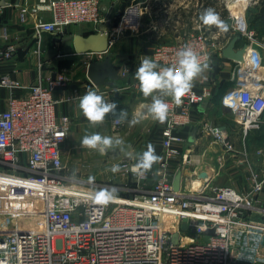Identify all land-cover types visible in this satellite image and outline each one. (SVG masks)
I'll return each instance as SVG.
<instances>
[{
  "label": "built area",
  "instance_id": "2783aa9c",
  "mask_svg": "<svg viewBox=\"0 0 264 264\" xmlns=\"http://www.w3.org/2000/svg\"><path fill=\"white\" fill-rule=\"evenodd\" d=\"M217 1L222 19L231 26L227 32L199 21L208 0H128L115 27L110 7L101 0H42L35 8L47 11L49 18L35 19L33 27L37 37L45 31L60 39L71 25L88 24L96 33L105 27L110 46L114 31L136 33L143 17H152L150 59L162 67L174 64L177 51L186 45L202 62L211 64L217 55L234 63L231 87L220 105L230 110L245 136L264 123V42L246 19L247 8L259 0ZM234 36L244 40L241 60L222 54ZM14 50L13 44L0 47V61L10 59ZM103 52H83L84 66L101 61ZM127 71L124 67L121 74ZM70 80L68 69L39 77L28 87L0 77V86L9 91L7 106L0 111V264H235L238 254L245 263L264 262V145L250 152L225 128L207 123L197 140L188 143L185 135L194 109L215 90L210 70L194 82L180 105L168 98V119L160 129L162 155L155 168L141 178L132 172V164L123 163L125 175L135 183L127 192L134 193L117 195L105 206L91 199L95 188L76 186L62 174L63 144L72 121L55 111L61 99L53 91L63 90ZM24 87L25 94H14ZM201 139L208 144L192 157ZM228 168L241 175L240 190L215 183ZM178 169L181 177L183 171L207 176L187 189L185 175L175 191L172 180ZM150 175L153 180L146 187Z\"/></svg>",
  "mask_w": 264,
  "mask_h": 264
},
{
  "label": "crops",
  "instance_id": "0c3cea01",
  "mask_svg": "<svg viewBox=\"0 0 264 264\" xmlns=\"http://www.w3.org/2000/svg\"><path fill=\"white\" fill-rule=\"evenodd\" d=\"M2 1H4V4L0 5V47L13 44L15 50L10 59L0 61V77L7 75L11 79L19 81L21 85L28 87L39 79V77L44 79L47 76H53L55 72L68 69L71 71V82L63 90L60 88L55 89L53 91V97L58 100L61 99L55 106L57 114H68L71 118L72 123L67 137L73 145V148H76V146L77 148H82L80 141L84 135L99 132L102 135L122 138L125 141L126 150L132 151L134 157L146 150L149 143L155 147L156 154L161 157V124L147 115H144L141 122L135 126H129L127 122L135 114L144 112V106L151 102V98H145L140 92L139 82L135 78V70L139 66L142 57L147 56L150 58L155 32L149 31L148 27L150 23H154L156 20L145 15L138 32L133 33L130 30H125L123 33H114L116 36L114 42L108 47L107 51L103 52L101 60V62L108 63L111 67H109L103 83L95 85L86 75L87 68L85 66L82 68L81 65L79 66L80 63L78 64L81 60L78 61L77 59L83 53H77L73 42L71 40H65L66 37L80 32H69L70 26H68L66 28L67 33L61 39L54 33L45 31L41 32L39 37H37L33 22L37 18H49L47 11L41 9L36 10L35 8L42 0ZM127 2L128 0H101L102 6L110 7L109 15L113 18L112 22L114 24L118 21L124 7L128 4ZM208 2V8H213L217 12L218 1L208 0ZM22 9H26V13L21 12ZM80 34L83 33L81 32ZM243 43L244 40L240 39L236 43L237 49L242 47ZM39 62L43 64L41 68H38ZM68 62L70 64H66ZM233 65L234 63L230 60L221 59L217 55L213 56L210 64V73L215 79V90L210 100L194 109L193 125L185 133L188 143L200 137L201 127L204 123H207L225 128L236 144L239 143L238 145H242L243 141L247 150L250 152L256 147L264 145V123L258 129L250 130L247 135L243 136L244 134H242L239 125L233 120L234 118L230 110L220 105L221 96L231 87L229 76ZM57 66L58 68L56 69ZM124 67H127L128 71L125 75H122L121 71ZM214 67H218L217 71L214 70ZM25 87L14 90V94L17 96L25 94ZM88 89L97 91L106 100L112 99L118 104V109H127V120L122 123L114 122L113 118L108 116L103 124L91 125L83 117V114L78 108L79 97ZM105 93H107L106 96ZM8 96V89L0 86V111L6 108ZM67 97H72L73 99L64 100ZM114 125L118 128H114ZM191 133L192 141H189L188 138ZM207 144L208 141L197 144L194 147L195 153L192 157H197L199 155L198 153ZM128 145L131 148H127ZM86 153L90 156L86 160H92V162H95L99 166L96 169V173L100 177H119L121 173L112 174L108 171L113 164L126 161L128 164L133 165L136 162L134 158L129 159L125 157L118 148L109 150L104 155L90 149H87ZM155 165H153V168ZM228 170L233 169L228 168ZM182 173L180 180L185 181L183 177L187 174V171H183ZM120 181L122 180H118V182ZM238 182L240 183L241 181ZM239 183L233 182L232 186L240 190L243 187V182ZM150 185L151 182L148 184L145 183L146 187H150ZM260 198L264 202V193ZM263 202L261 205H264ZM236 256L238 258L235 264H251L243 262V258L239 257V254Z\"/></svg>",
  "mask_w": 264,
  "mask_h": 264
},
{
  "label": "clouds",
  "instance_id": "9594fccd",
  "mask_svg": "<svg viewBox=\"0 0 264 264\" xmlns=\"http://www.w3.org/2000/svg\"><path fill=\"white\" fill-rule=\"evenodd\" d=\"M199 21L205 26H214L221 32H227L230 25L213 9L207 8L199 15ZM176 62L171 66L162 67L155 60L145 56L135 70V78L139 82V90L151 102L144 106V112L137 113L131 120H127V109H118L115 101H109L97 91L88 89L79 97L78 108L83 117L93 126L103 124L106 117L111 116L114 122H125L135 126L141 122L144 115L150 116L156 122L163 124L168 119L170 103L180 105L183 97L188 95L194 87V82L210 70V64L201 60L200 55L191 46H184L176 53ZM82 148L95 150L104 155L109 150L119 149L125 157L135 159L132 172L143 178L150 172L153 165L160 161L155 147L149 143L147 149L135 157L132 151L126 150L125 141L120 137L102 135L99 132L84 135L80 141ZM127 148H131L130 145ZM108 171L116 174L121 171L119 164H113ZM89 177L88 182H94ZM115 187H105L95 190L91 199L98 205L105 206L117 198Z\"/></svg>",
  "mask_w": 264,
  "mask_h": 264
},
{
  "label": "rangeland",
  "instance_id": "374dc122",
  "mask_svg": "<svg viewBox=\"0 0 264 264\" xmlns=\"http://www.w3.org/2000/svg\"><path fill=\"white\" fill-rule=\"evenodd\" d=\"M261 1V0H260ZM258 5V4H257ZM217 13L221 16L220 10L217 9ZM222 18V16H221ZM116 24V23H115ZM114 24V27L116 26ZM91 30L90 25L88 24H78V25H71L69 27V32H88ZM116 33V31H114ZM63 50V48H62ZM79 66L81 65L82 68H84L83 62L86 60L85 56L81 55L79 59H77ZM70 64V62L66 63ZM58 66L56 67V69ZM201 106V105H200ZM116 128L117 126H113ZM118 128V127H117ZM116 128V129H117ZM125 128V127H124ZM126 129H128L126 127ZM120 131V129H119ZM124 132V131H122ZM128 137V136H127ZM239 143H237L238 145ZM86 148H73V145L70 143L69 138L67 137L65 143L63 144V151H64V157H63V162L65 164L64 171H62V174L64 177H66L67 181L74 183L76 186H82V187H87V186H92L96 190L100 188H105V187H115L117 191V195H128L130 196L134 192H127L128 188H133L135 186V183L132 181V179L128 176L125 175L124 173V164H128V162H119L118 164L121 167V175L119 177H100L99 174L96 173V169L99 167L98 165L95 164V162H92V160L87 161L86 159L90 156L86 153ZM194 151V150H193ZM195 153V152H194ZM157 164V163H156ZM155 168V167H154ZM153 168V169H154ZM152 169V170H153ZM151 170V171H152ZM238 171L234 170H227V171H222L220 175L216 176L214 181L215 183L218 184H227V185H233V182L239 183L238 181H241V175L236 174ZM97 174V175H96ZM187 175V174H186ZM199 175V174H198ZM89 177H94V182L89 183L88 178ZM202 178L199 176L187 175V179L185 181L186 188L187 189H193L194 187L197 186L199 183L200 179ZM240 179V180H239ZM118 180H122L118 182ZM152 175L148 177V179L145 181L146 184L152 182ZM241 183V182H240ZM239 183V184H240ZM239 186V185H238ZM187 234H190L191 232L188 231L186 232Z\"/></svg>",
  "mask_w": 264,
  "mask_h": 264
},
{
  "label": "water",
  "instance_id": "95a60500",
  "mask_svg": "<svg viewBox=\"0 0 264 264\" xmlns=\"http://www.w3.org/2000/svg\"><path fill=\"white\" fill-rule=\"evenodd\" d=\"M4 4V1H0V5ZM65 40H71L73 42L74 48L76 49L77 53H83L86 51H96V52H102L107 51L109 47V34L105 30V27L101 29V31L92 32L87 35L83 34H73L65 38ZM239 37L234 36L233 39H231L225 48L222 50V54L226 58H230L233 60H241L242 59V52L245 47V44L242 45L239 49L236 48V43L238 42ZM144 57L141 58V60ZM109 64L104 63L101 61H94L91 62L87 67L86 75L89 78V80L97 85L101 84L104 81L105 76L108 73L109 70ZM54 77V74H53ZM189 141H192V133L189 136ZM199 177H206L205 172H201L198 175ZM181 179V170L178 169L172 180L173 189L177 191L180 187V180ZM183 222H186V219H183ZM177 233H174L172 235V242H177Z\"/></svg>",
  "mask_w": 264,
  "mask_h": 264
},
{
  "label": "trees",
  "instance_id": "16d2710c",
  "mask_svg": "<svg viewBox=\"0 0 264 264\" xmlns=\"http://www.w3.org/2000/svg\"><path fill=\"white\" fill-rule=\"evenodd\" d=\"M258 5L251 6L246 10V19L248 27L255 32V37L258 41L264 42V0H259ZM224 14V12H223ZM229 23L227 19H224ZM67 28V27H66ZM67 33L66 29L63 36ZM92 33V31L84 32L83 35ZM218 67H214L217 71Z\"/></svg>",
  "mask_w": 264,
  "mask_h": 264
}]
</instances>
